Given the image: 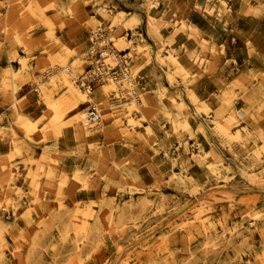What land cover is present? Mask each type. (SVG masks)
Returning a JSON list of instances; mask_svg holds the SVG:
<instances>
[{
	"label": "rangeland",
	"instance_id": "1",
	"mask_svg": "<svg viewBox=\"0 0 264 264\" xmlns=\"http://www.w3.org/2000/svg\"><path fill=\"white\" fill-rule=\"evenodd\" d=\"M101 1L0 0V91L4 106H11L14 137L13 151L0 156V264H264V134L255 124L264 118V94L258 109L239 106L237 112V95L226 90L224 110L198 125L223 138L219 148L207 142L165 162L153 146L156 133L143 124L157 115L154 104L142 97L116 113L103 101V121L90 130L79 115L95 98L74 81L86 65L91 31L103 19L116 27V45L132 50L135 73L138 60L153 54L168 67L171 83L187 80V62L203 67L219 50L187 19L189 11L194 7L228 31L232 0H193L194 6L142 0V10L131 13L92 7ZM129 28L143 30L152 44L135 47L133 37L120 35ZM85 32L82 43L73 42ZM180 32L199 39L201 50L191 60L169 48ZM53 65L71 70L44 80L43 71ZM240 74L238 98L250 86ZM258 76L264 88V74ZM35 86L39 117L21 111L28 103L22 96ZM188 98L198 116L210 114L192 93ZM173 102L184 115L172 118L174 130L194 136L190 107L183 99ZM27 141L37 148L21 167L14 159Z\"/></svg>",
	"mask_w": 264,
	"mask_h": 264
},
{
	"label": "crops",
	"instance_id": "2",
	"mask_svg": "<svg viewBox=\"0 0 264 264\" xmlns=\"http://www.w3.org/2000/svg\"><path fill=\"white\" fill-rule=\"evenodd\" d=\"M158 1L159 5H161L160 3L163 6L166 4V0ZM189 1L193 2V0ZM230 3L234 8V12L228 31L219 25L210 23L194 7L189 11L187 19L197 27L202 37L207 38L211 43H215L219 50L217 59L212 63H205L203 67L191 63V61L187 62V67L192 72L187 80L178 77L174 83H171L167 78L168 67L159 63L153 54L150 61L146 58L138 60L140 69L137 74L144 79L141 86H139V91L149 105L154 104L158 109L157 115L150 120H145L143 124L145 127L150 126L156 133L157 141L153 146L159 150L158 155L165 162H168V159H181L182 156L188 155L189 151L195 148L199 149V145L204 146L207 142L211 149L219 148L223 138L210 128H206L205 132L198 131V125L201 121L210 120L209 118L214 117L216 112L224 110L226 90L237 95L232 106L237 112L239 106L242 109L251 108V110H254L258 109L261 104L264 94V88H262L263 78L261 76L255 77V75L264 74V0H232ZM143 4L142 0H102L99 4L94 3L92 7L106 5L107 7H114L113 10L120 8L131 13L132 10L139 9L141 11ZM192 6H194V2ZM89 10L91 11L92 8ZM97 14V12L93 13V16H97ZM175 18L174 14L170 17L171 20H175ZM170 31L167 30V32ZM141 36L148 42L141 39ZM86 37V32L78 34L73 38V42L78 44ZM133 40L135 47L137 45L146 46V43L152 44L143 30H136ZM247 42H250L252 46H249ZM223 44L226 45L224 50H221ZM169 48L181 55L180 57L187 56L190 60L194 58L197 50H201L199 39L196 36H190L188 32H180L176 35L174 42L169 44ZM211 56L212 52L210 51L207 59H210ZM141 57L142 54H138V58ZM135 64L136 62L133 60L132 69ZM2 68L3 61L0 62V74ZM238 73L247 78L246 84L250 81V86L239 98ZM232 83L234 84L232 85ZM98 89L92 95L95 101H108V95L101 97L98 95L99 93L97 94ZM189 93H192L197 100L210 109L209 115L202 113L201 116H198L196 114L195 106L188 98ZM24 97L28 103L21 109L22 113L27 116L35 115L39 117L40 109L37 107V103L40 101V94L32 88L25 91L22 98ZM182 99L188 104L191 114L195 117V119L191 118L190 122L194 136L183 130H174L172 118L179 116L183 120L184 115L173 101L176 100L179 103ZM87 106L85 109H87ZM108 108L116 113L121 109L112 110L107 106ZM11 117V106H4V97L0 91V118H4L0 122V156L9 155L14 148V137L8 129ZM244 123L248 125L245 121ZM255 124L258 127V133L264 134V118L256 119ZM187 143L188 145H186ZM22 144V147H20L21 154H18L14 160L19 162L21 167H24L26 164L24 162L37 148V145L28 141ZM236 148L238 149V144H236Z\"/></svg>",
	"mask_w": 264,
	"mask_h": 264
},
{
	"label": "built area",
	"instance_id": "3",
	"mask_svg": "<svg viewBox=\"0 0 264 264\" xmlns=\"http://www.w3.org/2000/svg\"><path fill=\"white\" fill-rule=\"evenodd\" d=\"M154 3L157 0H145ZM114 7H108L109 11ZM116 27L112 22L103 19L92 31L89 43L83 52L85 67L74 78L77 89L92 97L95 90L105 85H112L108 97L109 107L112 110L120 109L124 104L142 102L139 86L143 77L132 69V56L128 47L119 48L115 43ZM123 37L132 38L134 32L131 28L124 30ZM71 70L70 65H53L42 73L43 79L48 80L58 73ZM40 94L39 87H33ZM86 110V125L90 130L100 126L103 121L104 108L102 102L88 101Z\"/></svg>",
	"mask_w": 264,
	"mask_h": 264
},
{
	"label": "bare ground",
	"instance_id": "4",
	"mask_svg": "<svg viewBox=\"0 0 264 264\" xmlns=\"http://www.w3.org/2000/svg\"><path fill=\"white\" fill-rule=\"evenodd\" d=\"M82 93V92H81ZM80 94V93H79ZM84 94V93H83ZM85 95V94H84ZM87 95V94H86ZM79 96H82V95H79ZM78 96V97H79ZM79 120H84V122L86 121V112L85 111H82L80 112V115H79Z\"/></svg>",
	"mask_w": 264,
	"mask_h": 264
}]
</instances>
